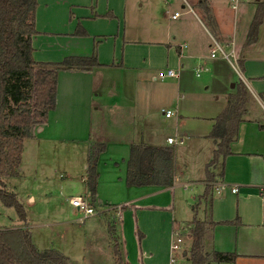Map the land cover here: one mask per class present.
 <instances>
[{
  "label": "crops",
  "instance_id": "0c3cea01",
  "mask_svg": "<svg viewBox=\"0 0 264 264\" xmlns=\"http://www.w3.org/2000/svg\"><path fill=\"white\" fill-rule=\"evenodd\" d=\"M136 1L139 7H143L146 2V0ZM227 1L232 3V7L235 3L239 4L243 14H247L249 7L253 8L244 30L239 32L240 18L236 19V13L233 18L231 17L230 30L226 31L223 28L225 25L223 19L215 13L214 0H210V7L217 22L222 43L229 48V51H225L222 46L221 48L235 61L232 62L231 58H226L232 67L237 65V68L233 67V69L238 74L239 81H243L248 88L249 102L246 114L239 126L237 138L231 144L232 154L224 160L220 159L209 169L213 177L212 182H208L207 179V166L214 157L216 144L209 138V135L215 125L216 118L227 107L230 95L235 93L238 81L234 83L233 93L226 94L224 98L222 96L216 98L217 102L223 101L222 105L221 103L219 105L204 101L194 103L193 110H196L190 115L185 114L182 110L178 113L176 109L175 112L179 114L176 127L178 129V126H182L181 130L185 129L182 134L186 136L191 148L195 153H201L199 161L193 164L194 168L186 167L189 174L193 176L197 173L196 167L198 168V178L193 179L192 183L196 184L198 189L200 186L204 189L198 195L199 200L206 187L211 186L212 206L209 217L211 216L213 221L219 225L213 231V238L208 251L237 256L234 263L217 264H264V106L262 105L264 103V20L256 43L249 46L245 45L257 7L260 3L264 4V0ZM37 2L35 14L37 34L32 37L35 61L60 63L69 57L90 58L96 53L99 66L91 70H60L58 72L56 108L49 112L46 122L37 125L32 136L25 140L20 176L25 172V146L28 141L34 143V148H37V156L38 154L41 155V151L45 149H53V144L58 142L52 134L58 127L52 122L53 119L58 123L61 120L69 121L71 119L84 121V137L81 140L70 139L67 140L68 142H60L70 149L74 150L75 148L78 155V157L72 155L73 159L65 166L67 172L65 171L64 179L71 181L68 183V187L80 191V194L91 193L88 187L90 167L96 166L100 178L104 170L116 172L114 169L120 168L119 173L111 174L110 177L119 178V183L122 184L120 189L127 196L125 200L115 203L125 207L123 212L128 211L131 214L133 232L136 235L135 238H139L137 250L141 262H143L144 251H146L143 248L148 238L144 225L152 218L159 216L166 224L165 253L167 264L169 262L175 264L176 262L171 263L170 250L176 241L171 245V239L176 237L178 230L184 234V229H186L185 224H180L181 227L178 228L179 222L174 215V195L173 202L171 200L168 204H164L167 200L165 195L174 189V183L179 179L177 173L179 167L175 151L172 148L175 143H168V139L173 138L171 136H168L166 141L156 142L153 140L155 137H152L151 130L154 128L148 127V118H144L145 115L143 114L142 119H138L133 113L138 101L131 97L127 100L128 104H125L126 98L123 95V86L119 85V79L126 72L136 73L137 78L142 77V75H146V78L149 76L154 84L160 80L156 79L158 73L173 70L178 74V77L161 79L165 82L161 97L167 100L172 99V104L178 101L175 107L178 106L185 98V95L179 94L180 89L183 88V82L180 80L181 72L185 66L183 60L190 57L185 49H189L192 42L175 43L177 39L179 41V36L170 32V28L163 40H152L151 42L138 38V35L143 33L141 26L135 28V33H127L126 18L129 9L132 10L133 0H37ZM188 4L190 7L186 11V15L193 13L198 24L205 28L200 13L197 14L191 3L188 2ZM181 6L182 9L187 7L183 3ZM221 12L226 11L223 8ZM179 14L180 16L175 20L183 16V14ZM78 26H81L86 35L76 34ZM217 58L218 56L213 59ZM197 59V63H199L200 57ZM221 60L223 65L224 59ZM216 66L218 67L219 64ZM202 69L201 66L196 69V77H201ZM218 77L223 78L225 76L218 75ZM154 97L155 95L151 93L140 103L153 105ZM118 109L121 110L118 111ZM167 111L173 112L172 110ZM72 134L75 133L72 131ZM181 141L184 143L183 139ZM82 145H84V152L80 154L77 149ZM99 146H104L105 149L100 151ZM133 146L171 150L173 153L172 185L166 187H126L123 182L127 175L126 162ZM40 164L37 166L39 167L38 170H34L36 179L40 176L39 173L41 172L39 171L43 170L39 166ZM9 178L7 177V179ZM100 178H98V197L97 193L93 196L101 204L105 198L101 196ZM75 180L78 183L83 182L84 185L81 188H75L77 186L72 185ZM235 188H237V192H233ZM72 197L74 195L69 196V199ZM28 199L34 202L35 196L31 195ZM165 206H168L169 209L164 208ZM113 210L118 215L119 209L114 208ZM115 214H113L114 220L109 221L108 228L109 225L114 227L115 237L119 241L126 263L133 264L129 261L130 258L127 259L128 243L126 237L121 241L117 228L120 221ZM234 222L237 223L234 224ZM19 228L29 231L26 225ZM108 234L112 246H114L109 230ZM35 246L37 247L36 244ZM37 248L39 250L51 249ZM183 252L184 257L189 260L187 249ZM62 253L72 264L70 257L64 252ZM146 263L155 264L153 260Z\"/></svg>",
  "mask_w": 264,
  "mask_h": 264
},
{
  "label": "rangeland",
  "instance_id": "374dc122",
  "mask_svg": "<svg viewBox=\"0 0 264 264\" xmlns=\"http://www.w3.org/2000/svg\"><path fill=\"white\" fill-rule=\"evenodd\" d=\"M187 1L195 7V0ZM227 2V0H214L213 2L215 13L223 19L225 24L223 28L226 31L230 30L231 17L233 18V15L237 13L236 19L240 18L239 32L242 29L244 30L249 22L253 8L249 7L247 14H243L241 11L242 7L239 4L235 3L237 7L234 8L231 2L226 4ZM182 3L185 5L184 0H146L143 7H139L137 1L133 0V7L132 10L129 9L126 25L127 33L129 34L135 33V28L141 26L143 33L138 35V38H142L146 42L163 40L169 28L170 32H174L175 35L179 36V41L177 39L175 43L185 44V42H192L190 48L185 49V52L190 57H186L183 60L185 66L180 78L183 82V88L180 89L179 94L181 96L185 95L184 100L175 107L178 101L172 104V99L167 100L161 97L165 83L164 79H160L157 83L153 84L149 76L146 78V75H142V77L137 78L136 73L126 72L119 79V85L123 86V95L126 98L124 102L126 105L128 104L127 100L131 97L138 101L133 113H135L138 119H142L143 114L145 115L144 118H148V127L154 128V130H151L152 137H155L153 140L156 142L166 141L168 136L176 139L172 148L175 151L179 167L177 170L179 179L174 183V189L165 195L167 200L164 204H168L171 200L173 202L174 195V215L175 219L179 222L178 228L181 227L180 224H185L186 229L184 230V234H182V250L174 253L171 249L170 259L174 256L177 259L175 264H192L190 259L188 260L184 257L183 252L186 249L189 252L191 247L192 239L188 227L195 216L201 220L204 218L209 219V208H207L208 205L205 208L204 202H200L202 205H198V195L204 190L202 186L198 189V186L192 183L193 179L198 178V168L196 167L197 173L195 176L189 174L186 169L188 166L193 167V164L199 161L201 153H195L193 148H191L189 141L186 140V136L182 134L185 129L181 130L182 126H178L177 129L178 113L181 110L185 114L187 113V115L194 113L196 110H193L194 103L201 101L213 104L218 103L219 105L221 103L222 105L223 101L217 102L216 98L218 96L224 98L226 94L233 93V84L237 81L239 82L240 78L223 54L219 53L217 59H213L210 56L211 51L217 49L218 44L225 51H229V48L222 43L220 31L218 30L216 33H213L207 22L201 19L205 25V28H203L198 24L193 13L186 15L188 7L182 9ZM223 8L226 12H221ZM194 10L199 14L198 9L194 8ZM176 12L183 14L178 20L172 18ZM216 42L218 43L217 45ZM198 57H200L199 63H197ZM222 58L224 59L223 65L221 62ZM231 59L232 62H235L233 58ZM217 64H219L218 67L216 66ZM200 66L203 69L201 77L198 78L196 77V69ZM218 75L225 77H218ZM147 79L149 80L148 82L146 81ZM151 93L155 95L153 105H142L140 101ZM175 98L177 99V97ZM118 107L121 106L118 105ZM176 109L178 113L175 112ZM167 110H172L174 115L170 118L167 117L164 114V111L166 113ZM54 120L52 122L58 125V127L52 134L53 138H56L58 142L55 145L53 144V149L47 150L44 148L45 150L41 151V155L38 154L37 156V148H34L32 141H28L25 146L24 174L10 177L9 179L4 178L3 180L7 184L8 191H14L18 201L24 207L27 217L26 221H21L16 210L4 206L0 200V228L18 229L20 226L26 225L37 247L40 249L51 248L60 250L70 257L72 264H115L113 246L108 234V224L110 220H114L113 214L115 212H113V209L116 208L119 209L118 215L115 214V216L120 221L117 228L119 229L121 241L126 237L125 239L128 243L127 259L130 258L129 261L133 264H147L146 262L152 260L155 264H167L165 253L167 230L165 229L166 224L159 216L158 218H152L144 225L148 238L143 248L146 251H144L143 262H141V257L137 250L139 248V238H135L131 214L128 211L123 212V208L125 207L115 203L125 200L127 196L120 189L122 184L119 183V178L110 177L111 174L119 173L120 168H115L116 172H110L106 169L102 172V177H98L100 178L99 188L102 193L101 196L105 198V201L102 200V204H98L94 216L83 219L82 213L70 205L69 196L80 195L81 192L68 187V183L71 181L64 179L65 166L73 159L72 155L74 157H78V155L75 148L74 150L70 149L60 142H68L67 140L70 139L81 140L84 137L83 127L85 126V122L71 119L69 121L61 120L58 123ZM72 131L75 134H72ZM181 139L184 140V143H182ZM83 146L77 149L80 154L84 152ZM128 161L126 162L127 171ZM38 164H40L39 166L43 170L39 171L41 172L39 173L40 176L36 179L34 170H38ZM64 181L66 182V186ZM123 182L126 187H129L127 185V175ZM72 185H76L77 187L75 188L78 189L84 183H78L75 180L72 182ZM109 190L111 191L109 192ZM96 193L98 197V189ZM31 195L35 196L34 202L28 199ZM158 201L160 202V200ZM164 208L169 209L168 206ZM176 240L177 236H174V239H171V245ZM206 243L209 250V246L211 245L210 239ZM211 264L217 263L212 262Z\"/></svg>",
  "mask_w": 264,
  "mask_h": 264
},
{
  "label": "trees",
  "instance_id": "16d2710c",
  "mask_svg": "<svg viewBox=\"0 0 264 264\" xmlns=\"http://www.w3.org/2000/svg\"><path fill=\"white\" fill-rule=\"evenodd\" d=\"M37 0H0V200L4 206L14 208L21 221H26V211L15 193L8 191L3 181L7 177L20 175L24 142L32 136L33 130L48 119L49 112L56 108L58 72L60 70H91L99 66L96 53L90 58L69 57L60 63L36 62L33 56L32 37L37 34L35 14ZM198 9L213 33L218 25L210 7V0H195ZM264 20V4L260 3L251 22L245 45L258 40ZM76 34L86 35L78 26ZM240 65V64H239ZM241 71L242 67L240 65ZM249 91L243 81L236 85V92L230 95L228 105L216 118L209 138L216 144L212 161L207 166L208 182L213 181L209 172L220 159L232 154L231 144L237 138L239 126L246 114ZM100 151L104 146L98 147ZM173 153L169 149L133 146L127 171L129 187L170 186L172 178ZM96 166L88 171V187L96 195L98 184ZM211 186L208 185L198 205L212 206ZM202 202V203H200ZM237 222H234L236 224ZM231 224V223H224ZM211 216L198 219L195 216L188 227L191 235L189 259L192 264L234 263V254L208 251L206 241L213 238L218 226ZM113 239L115 264H127L115 229L109 225ZM0 264H70L68 258L56 249L39 250L28 230L0 229Z\"/></svg>",
  "mask_w": 264,
  "mask_h": 264
},
{
  "label": "built area",
  "instance_id": "2783aa9c",
  "mask_svg": "<svg viewBox=\"0 0 264 264\" xmlns=\"http://www.w3.org/2000/svg\"><path fill=\"white\" fill-rule=\"evenodd\" d=\"M185 1V5L187 7H190L187 0ZM234 8H236V4L233 5ZM180 16L179 13H175L172 18L173 19H177ZM218 43L216 42V45ZM221 53L223 54V56L227 59L232 58L231 55H227L223 49L221 48V46L218 44L217 45V49H213L212 53H211V57L215 58L218 56V54ZM235 69L237 68V65L233 66ZM199 76V74H198ZM166 77H172V78H177L178 74L176 72H174L173 70H169L166 72H160L157 74L156 79H165ZM264 106V103L262 104ZM165 115L167 117H171L173 115V112L171 111H167L165 113ZM176 141L174 138H169L168 139V143L169 144H174ZM86 181V180H85ZM233 192H237V188L233 189ZM69 203L71 206H73L78 212L82 213L83 215V219L94 216L96 214L97 208H98V204H100L97 199L89 192L87 193H83L77 196H74L72 198H70ZM102 204V203H101ZM100 204V205H101ZM185 230V229H184ZM183 232H181L180 230H178L176 232V236H177V240L176 242L172 245L171 249L174 253H177L178 251L182 250V243H183V239H182V235ZM177 259L176 257L172 256L171 258V263L176 262Z\"/></svg>",
  "mask_w": 264,
  "mask_h": 264
},
{
  "label": "water",
  "instance_id": "95a60500",
  "mask_svg": "<svg viewBox=\"0 0 264 264\" xmlns=\"http://www.w3.org/2000/svg\"><path fill=\"white\" fill-rule=\"evenodd\" d=\"M235 85L233 84V87H234Z\"/></svg>",
  "mask_w": 264,
  "mask_h": 264
}]
</instances>
